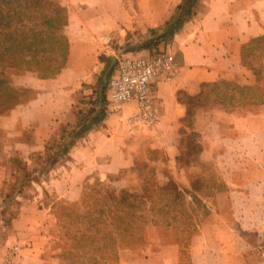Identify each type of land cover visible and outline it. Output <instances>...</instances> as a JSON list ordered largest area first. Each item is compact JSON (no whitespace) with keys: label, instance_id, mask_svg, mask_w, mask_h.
<instances>
[{"label":"crops","instance_id":"1","mask_svg":"<svg viewBox=\"0 0 264 264\" xmlns=\"http://www.w3.org/2000/svg\"><path fill=\"white\" fill-rule=\"evenodd\" d=\"M84 1L81 15L88 50L71 45L67 64L52 78L40 79L46 89L30 99L22 118L24 127L33 129L34 142L42 146L55 135L60 137V125L83 128L73 134L65 157L51 168L46 187H52L58 198L74 200L83 182L93 176L106 181L124 170L140 173L144 169L159 174L163 166L173 174L186 172L180 164L185 153L182 126L190 110L183 96L204 94L215 83L231 81L240 91L249 89L246 96L237 97L236 88L229 98L232 109L215 107L196 116L201 143L197 160L217 173L215 194L205 200L216 201L211 215L218 221L215 231L222 237L217 238L215 253L208 241L199 249L193 247L192 259L193 264H248L237 234L247 231L256 219L261 221L259 231L264 232V60L260 66L263 83L259 84L256 69L245 55L251 43L264 36V0H197L183 26L159 45L169 46L176 54L179 72L173 80L152 84L160 108L155 125L129 124L126 118L134 106L117 108L108 102L104 117L94 120L99 106L94 85L97 70L75 64V58L97 52L96 40L112 32L121 43L128 35L139 40L150 37L154 28L163 27L176 14L183 0H141L144 6L135 16L117 0L113 6L107 0ZM74 21L71 18L68 28ZM256 92L259 98L252 96ZM9 118L11 123L2 119L1 124L12 127V112ZM3 170L0 166V184L6 177ZM36 187L27 186L18 193L15 214L9 208L0 212V264L13 245L20 248L17 264L46 263L43 253L55 215L45 203L43 186L41 190L40 185ZM167 247L179 249L174 243ZM176 261L177 257L168 258L159 251L158 256L145 259V264Z\"/></svg>","mask_w":264,"mask_h":264},{"label":"rangeland","instance_id":"2","mask_svg":"<svg viewBox=\"0 0 264 264\" xmlns=\"http://www.w3.org/2000/svg\"><path fill=\"white\" fill-rule=\"evenodd\" d=\"M70 1L0 0V119L12 112L15 122L12 127L0 124V166L6 176L0 184V212L9 208L10 214H15L18 193L27 186L37 188L40 185V190L43 186L42 190L47 194L45 203L55 215L46 239L47 250L43 253L46 263L43 264H145V259L158 256L159 251L168 258L177 257L175 264H193V247L199 249L206 241L215 253V243L222 234L216 233L218 221L211 215L216 201L205 200V197L215 194L217 173L215 168L197 160L201 143L196 116L215 107L232 109L234 104L229 98L235 90L231 84L236 83L231 81L215 83L207 87L204 94L183 96L190 110L182 126L185 153L180 164L186 172L173 174L163 166L159 174L144 169L140 173L124 170L106 181L93 176L83 182L79 197L74 200L58 198L52 187H46L51 180V168L65 157L67 151L63 149L71 143L78 129L71 124L60 125V137L55 135L43 147L34 142L33 129L24 127L22 118L30 99H35L46 89L39 84L41 77L35 69L50 61L51 48L56 44L52 42L53 36L62 33L68 42L63 39L58 42L56 64L46 71L39 69L42 72L58 68L71 45L88 50L85 36L88 32L81 15L85 1ZM107 1L113 6L114 0ZM58 2L65 8L56 11ZM117 2L132 16L140 13L144 6L141 0ZM52 16L57 18L49 25ZM64 16L67 24L62 26L60 20ZM71 18L75 21L73 27L68 28ZM163 28L154 29L161 31ZM113 33L96 40L99 44L97 52L75 58V64L95 67L94 85L98 92L109 78L112 53L137 47L150 38L139 40L128 35L121 43L119 36ZM31 34L36 35L31 37ZM245 56L246 62L256 69L258 83L262 84L260 66L264 60V37L251 43ZM53 76L55 74L48 78ZM261 88L264 89V85ZM241 92L245 97L249 89ZM18 99L19 104L5 110ZM242 108L247 106L242 105ZM192 165L195 168L190 167ZM256 220L247 231L237 234V244L243 249L248 264H264V232L257 226L260 219ZM207 228L210 231L204 232ZM172 243L179 249L167 247ZM14 246L18 247L15 255L20 253L18 245L9 246L4 264Z\"/></svg>","mask_w":264,"mask_h":264},{"label":"built area","instance_id":"3","mask_svg":"<svg viewBox=\"0 0 264 264\" xmlns=\"http://www.w3.org/2000/svg\"><path fill=\"white\" fill-rule=\"evenodd\" d=\"M112 71L107 80L106 98L109 104L121 108L134 106L127 116L129 124L155 125L160 119L152 84L157 80H173L179 72L176 54L164 46L155 51L119 50L113 52ZM17 246L11 247L6 264H16Z\"/></svg>","mask_w":264,"mask_h":264},{"label":"trees","instance_id":"4","mask_svg":"<svg viewBox=\"0 0 264 264\" xmlns=\"http://www.w3.org/2000/svg\"><path fill=\"white\" fill-rule=\"evenodd\" d=\"M47 2V1H46ZM197 0H183V2L178 6L176 14L169 20L166 22V24L164 25V28L160 31L157 29H153V34L150 35V38L147 39L144 43L140 44L137 47H132L128 50H134V51H138V50H143V49H147L149 51H155L158 49H161V47H159V45L161 43H166L168 42L169 38L175 33L177 32L184 24L185 20L188 19L189 16H191L194 12V6L196 4ZM50 4V3H47ZM55 9L56 11L58 10H62L65 7H62L60 2H58V4L55 5ZM57 18V16H52L49 18V22L48 24L50 25L55 19ZM61 24L62 26H64V24H67V17L62 19L61 18ZM31 37H34L36 34H31ZM264 37V36H263ZM261 37V38H263ZM51 39V38H50ZM64 40L65 42H68L67 39L65 38V35H63L62 33H60V36H53L52 42L56 43L55 46L52 49V55L50 57V61L47 64H42L39 69H43V71L53 67L56 62H57V57L59 54V45L58 42L60 43V40ZM260 39V38H259ZM31 40H33V38H31ZM258 40V39H257ZM34 43V41H32ZM68 52L65 53V55L63 56L62 61L60 62V66L58 68H56L55 70H52L51 72L45 73L42 72L39 69H35V71L38 72L39 76L41 78H48L51 77L54 74H57L59 71H61V69L64 67V65L66 64L67 61V57H68ZM47 61V60H46ZM44 67V68H43ZM112 68L109 71V75L111 74ZM229 85V84H228ZM227 85V86H228ZM234 90H236L237 87H233ZM106 89H107V83L103 85L102 89L97 93H96V97L98 99L97 104L98 109L95 108L97 110V112L95 113L96 115L94 116V120H98L99 118H103L104 115L106 114V103H107V98H106ZM237 90H239L237 88ZM258 93L256 92V94L254 93L252 96L259 98V96L257 95ZM7 96H11V93H7ZM243 97L242 92L239 90V93H237V97ZM21 101L18 99L17 101H15L12 105H9V107L7 106L5 108V110H8L9 108H12L13 106L19 104ZM9 114L7 112V115L3 116L0 119V124H1V120H6L10 121L9 118ZM2 126V125H1ZM83 128H81L80 130H78L76 132V135L82 131ZM71 143H69V145L67 144L64 147V151H67L69 149Z\"/></svg>","mask_w":264,"mask_h":264}]
</instances>
